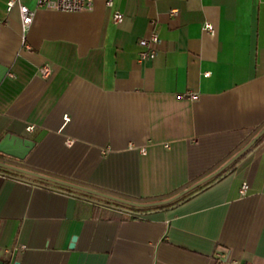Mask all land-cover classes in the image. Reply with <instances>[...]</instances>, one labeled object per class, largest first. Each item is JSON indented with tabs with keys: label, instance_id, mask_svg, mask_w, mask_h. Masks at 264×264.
Segmentation results:
<instances>
[{
	"label": "crops",
	"instance_id": "1",
	"mask_svg": "<svg viewBox=\"0 0 264 264\" xmlns=\"http://www.w3.org/2000/svg\"><path fill=\"white\" fill-rule=\"evenodd\" d=\"M8 1L0 140L12 132L36 143L2 160L153 201L219 168L264 126V0H94L79 11L21 0L35 9L26 29ZM154 31L157 54L141 61L139 40ZM236 161L176 204L136 210L0 169V259L264 264V140Z\"/></svg>",
	"mask_w": 264,
	"mask_h": 264
},
{
	"label": "water",
	"instance_id": "2",
	"mask_svg": "<svg viewBox=\"0 0 264 264\" xmlns=\"http://www.w3.org/2000/svg\"><path fill=\"white\" fill-rule=\"evenodd\" d=\"M263 134H264V126L245 146H243L236 154H234L229 160L223 163L219 168L212 171L211 173L201 178L200 180L194 182L190 186L180 190L178 193L174 194L173 196L164 198V199L153 200V201H137V200L124 198V197H121L115 194L107 193V192L86 186V185H82V184L64 180V179H61V178H58V177H55L49 174H45L37 170L29 169V168L20 166L18 164L9 162L7 160L0 159V166L9 168V169H12L18 172L30 174V175H33V176H36L42 179H46V180H49V181H52L58 184L66 185L71 188H76V189H79V190H82L88 193L107 197L109 199L116 200V201H119V202H122L128 205L138 206V207H149V206H156V205H163V204L170 203L174 201L175 199L181 197L188 191L192 190L193 188L197 187L198 185L218 175L224 169L230 166L234 161H236L243 153L249 150ZM35 143L36 142L29 137L15 134L12 132H7L3 136V138L0 140V152L16 157V158H19V159H23L28 154V152L34 147ZM0 264H6V263L0 259Z\"/></svg>",
	"mask_w": 264,
	"mask_h": 264
},
{
	"label": "built area",
	"instance_id": "3",
	"mask_svg": "<svg viewBox=\"0 0 264 264\" xmlns=\"http://www.w3.org/2000/svg\"><path fill=\"white\" fill-rule=\"evenodd\" d=\"M94 0H37L38 7H46L57 10H65V11H79L85 9H91L93 7ZM108 5H112L113 0H106ZM9 9H11L14 5H18L21 21L23 28L26 29L33 22L35 16V9L31 8L27 4L23 3L21 0H9L8 1ZM123 13L116 11L114 13L115 22H120L123 20ZM205 27L213 32L214 26L212 23L207 22ZM159 41V35L157 32H152L151 35L146 37H141L139 42L143 46V48L139 52V60H147L153 58L157 54V47L154 45ZM41 73L43 76H49L52 68L49 64L43 65L41 68ZM29 128H32L30 126ZM71 142V140H69ZM248 187L247 182L243 183L242 191L244 192Z\"/></svg>",
	"mask_w": 264,
	"mask_h": 264
},
{
	"label": "trees",
	"instance_id": "4",
	"mask_svg": "<svg viewBox=\"0 0 264 264\" xmlns=\"http://www.w3.org/2000/svg\"><path fill=\"white\" fill-rule=\"evenodd\" d=\"M264 140V134L258 139V141L250 148V149H252V148H254L255 146H257L260 142H262ZM236 162L237 161H235V162H233L232 164H231V166H233L234 164H236ZM230 166V167H231ZM0 169H3V170H6V171H9V172H15L14 170L12 171V169H9V168H5V167H1L0 166ZM16 173V172H15ZM212 180V179H211ZM211 180H209V181H211ZM209 181H207L206 183H208ZM206 183H204V184H206ZM204 184H202V185H204ZM201 185V186H202ZM200 187V186H199ZM99 197H101V196H99ZM186 197V194L185 195H182L181 197H179V198H177V199H175L174 201H172V202H170V203H167V204H163V205H159V206H164V205H172V204H176V203H178L180 200H182L183 198H185ZM107 200H108V202H112V203H114V204H116V205H121V206H125V207H129V208H132V209H141V208H143V207H138V206H132V205H128V204H125V203H122V202H119V201H116V200H112V199H109V198H106Z\"/></svg>",
	"mask_w": 264,
	"mask_h": 264
}]
</instances>
